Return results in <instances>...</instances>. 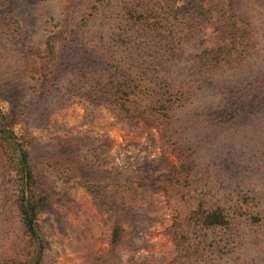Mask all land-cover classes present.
I'll use <instances>...</instances> for the list:
<instances>
[{
  "label": "trees",
  "instance_id": "trees-1",
  "mask_svg": "<svg viewBox=\"0 0 264 264\" xmlns=\"http://www.w3.org/2000/svg\"><path fill=\"white\" fill-rule=\"evenodd\" d=\"M109 1L69 0L39 13L43 50H29L35 107L103 106L153 129L177 154L170 171L127 179L129 197L100 195L110 206L109 246L122 244L123 219L150 220V209L129 202L161 194L179 221L168 264L236 263L264 243V194L252 182H264V0H127L98 37L100 54L89 26ZM12 129L0 112V264H30L39 247L35 264H48L39 219L57 192L46 190L33 142ZM78 151L76 143L59 149Z\"/></svg>",
  "mask_w": 264,
  "mask_h": 264
},
{
  "label": "rangeland",
  "instance_id": "rangeland-1",
  "mask_svg": "<svg viewBox=\"0 0 264 264\" xmlns=\"http://www.w3.org/2000/svg\"><path fill=\"white\" fill-rule=\"evenodd\" d=\"M68 2L8 0L0 8V112L8 115L16 136L33 142L46 190L57 192L39 219L47 262L168 264L175 257L172 230L179 221L176 213L168 210L165 196L138 193L128 206L140 213L150 209V220L131 226L123 219L122 244L112 248L108 243L110 206L100 195L108 201L116 200L119 194L127 198V179L170 171L179 160L169 144L147 126H129L117 120L103 106L87 108L70 101L50 105L45 113L35 107L37 99L30 90L33 55L29 50H43V39L37 32L39 13L53 12ZM126 2L110 0L90 23L91 46L97 53H104L98 37L107 36ZM71 143L78 144V153L61 156L59 149ZM93 154L100 163L92 159ZM252 182L264 194V182ZM262 258L264 243L238 262L223 264H264Z\"/></svg>",
  "mask_w": 264,
  "mask_h": 264
},
{
  "label": "water",
  "instance_id": "water-1",
  "mask_svg": "<svg viewBox=\"0 0 264 264\" xmlns=\"http://www.w3.org/2000/svg\"><path fill=\"white\" fill-rule=\"evenodd\" d=\"M12 140H13V142L15 143V139L14 138H12ZM18 154H19V156L21 157V151L18 149ZM26 185H27V174L25 173V187H26ZM28 195V192H26V196ZM26 204H27V202H26ZM38 243H39V241H38ZM40 256H41V248L39 247L38 248V257L36 258V260L34 261V262H32L31 264H35L37 261H38V259L40 258Z\"/></svg>",
  "mask_w": 264,
  "mask_h": 264
}]
</instances>
